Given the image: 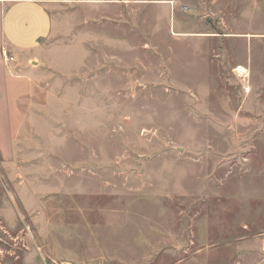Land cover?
I'll list each match as a JSON object with an SVG mask.
<instances>
[{
	"label": "rangeland",
	"instance_id": "obj_1",
	"mask_svg": "<svg viewBox=\"0 0 264 264\" xmlns=\"http://www.w3.org/2000/svg\"><path fill=\"white\" fill-rule=\"evenodd\" d=\"M70 1L0 154V264H264V0Z\"/></svg>",
	"mask_w": 264,
	"mask_h": 264
},
{
	"label": "crops",
	"instance_id": "obj_2",
	"mask_svg": "<svg viewBox=\"0 0 264 264\" xmlns=\"http://www.w3.org/2000/svg\"><path fill=\"white\" fill-rule=\"evenodd\" d=\"M70 0H0V154L14 151L21 101L34 91L35 63L53 30V12ZM6 50L14 57L8 62Z\"/></svg>",
	"mask_w": 264,
	"mask_h": 264
},
{
	"label": "built area",
	"instance_id": "obj_3",
	"mask_svg": "<svg viewBox=\"0 0 264 264\" xmlns=\"http://www.w3.org/2000/svg\"><path fill=\"white\" fill-rule=\"evenodd\" d=\"M3 57H4V59H5L6 61H8L9 63L14 61V57L11 56V55L8 53V51H6V50L3 51Z\"/></svg>",
	"mask_w": 264,
	"mask_h": 264
},
{
	"label": "bare ground",
	"instance_id": "obj_4",
	"mask_svg": "<svg viewBox=\"0 0 264 264\" xmlns=\"http://www.w3.org/2000/svg\"><path fill=\"white\" fill-rule=\"evenodd\" d=\"M246 70L243 68V67H239L238 68V72L242 73V72H245Z\"/></svg>",
	"mask_w": 264,
	"mask_h": 264
}]
</instances>
